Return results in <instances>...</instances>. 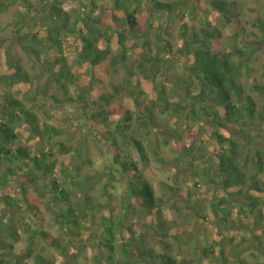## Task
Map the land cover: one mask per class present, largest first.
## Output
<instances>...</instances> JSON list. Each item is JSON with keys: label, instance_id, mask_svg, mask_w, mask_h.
Wrapping results in <instances>:
<instances>
[{"label": "trees", "instance_id": "1", "mask_svg": "<svg viewBox=\"0 0 264 264\" xmlns=\"http://www.w3.org/2000/svg\"><path fill=\"white\" fill-rule=\"evenodd\" d=\"M97 1L102 0H91L94 9L87 7L72 22L70 14L54 0L49 12H35L40 15L33 18L35 31L17 38L31 59L50 74L49 81L58 84L65 100L46 96L47 87L40 89L18 62L9 61L7 71L0 72V264H55L51 259L54 252L65 257L74 247V238L83 246L91 244L94 264H185V260H177L174 247L188 244L192 232L163 222L164 200L147 179L153 174L154 161L161 159L152 158L144 140L128 134L132 125L138 130L159 125L160 116H175L179 124L172 123L176 136L170 137L190 155L195 153L201 135L194 132L196 125L207 131L218 149L217 170L211 180L216 193L209 211L198 217L210 241L203 244L202 240L192 248L200 251L194 264H200L202 257H216L224 264H250L241 257L248 248L237 251L243 243H251L250 256L257 264H264L256 258L257 254L264 257V104L258 110L252 96L264 95V83L254 80L246 89L243 81L251 76L250 56L256 51V43H249L252 48L236 47L224 53L221 34L212 32L216 28L203 31L201 41L197 31L189 34L184 24L176 56H193L194 62L186 67L188 81L179 95L166 87L160 76L166 66L178 60L170 41L164 38L163 28L167 26L151 22L157 14L172 15L178 3L150 0V8L145 7V0H113L95 17ZM24 2L25 9L32 8L28 0ZM206 5L226 20L234 36L239 35V20L232 14L231 5L223 0H206ZM255 20L263 34L262 43L264 19L257 16ZM77 39L81 42L74 45ZM213 40L217 46L212 49ZM68 45L75 48L73 54L67 55ZM75 64L85 66L86 73L77 72ZM119 66L127 71L125 84L107 83L110 72H117ZM20 85L34 92L31 106L14 95ZM127 90L131 93L127 101L131 102L110 108ZM40 94L44 96L37 98ZM64 101L77 107L76 123L100 133L111 148L113 160L106 186L124 184L120 200L113 201L112 192L106 189V203L95 204L90 181L98 173H82L86 137L78 147L73 146L67 141V128L48 123ZM62 119L65 122L67 117ZM19 128L26 138L16 148ZM30 141L35 144L28 145ZM128 146L135 150L137 159ZM164 185L166 190L179 189ZM78 193L83 200L75 203L72 199ZM136 203L138 213L131 207ZM101 207L109 214L97 224L95 213ZM44 212H50L64 236L54 235L45 227ZM142 214L147 222L140 224L135 217L139 220ZM237 222L246 232L241 241L225 234ZM147 233L154 234L161 250L147 244ZM236 241L239 244L234 246Z\"/></svg>", "mask_w": 264, "mask_h": 264}, {"label": "rangeland", "instance_id": "2", "mask_svg": "<svg viewBox=\"0 0 264 264\" xmlns=\"http://www.w3.org/2000/svg\"><path fill=\"white\" fill-rule=\"evenodd\" d=\"M32 4V8H24V0H0V7L5 6L6 8L0 9V72H6L8 69V62H18L32 78H35L36 83L40 89H45L46 96L56 95L59 99L65 100V96L60 92L58 84L50 82V74L45 71L39 64H36L29 55L18 43V36H22L25 33H33L35 31L34 20L35 16L40 18V15L35 14L38 10L44 9L49 12L51 9L48 8L54 0H28ZM57 4L64 12H68L71 17V21L74 22L79 13L86 12L87 7L94 9L91 0H58ZM113 0H102L97 1L98 7L94 11V16L99 17L101 12L104 10V6L109 5ZM166 1V0H160ZM225 4L231 5L232 14L239 20L238 32L239 35L236 37L233 35V28L227 25L226 20L222 19L217 15L210 5H206V0H171L177 4L172 15H166L163 17L161 14H157V19L151 20L156 26L165 23L167 27L163 28L164 38L168 39L171 44L172 50L174 51V57L178 59L176 62L169 66H166L164 73L160 76L164 81L166 87L176 90L177 94L181 95L184 93L186 83L188 81L186 67L194 62V57H187L179 59L176 56V48L180 44L181 32L183 26L186 24L189 29V34L192 30H196L199 39H204L203 31L212 30L216 28L217 31H212L215 36L221 34L220 42L221 49L224 53L231 52L233 48L247 46L249 43L255 42L256 51L250 56V67L252 69L251 76L244 78V84L246 89L251 87L253 81L264 83V42L260 43L262 32L255 25L256 17L264 19V0H223ZM147 2V3H146ZM151 1L145 0L147 5L151 8ZM177 2V3H176ZM180 4V5H179ZM196 9V12H195ZM198 9V10H197ZM108 12V11H106ZM152 12V11H151ZM107 14V13H105ZM193 14V16H191ZM109 16V15H108ZM29 17V18H28ZM28 19V21L26 20ZM81 26V24L78 26ZM22 28V29H21ZM44 34V33H43ZM42 34V35H43ZM169 34V35H167ZM154 37V36H153ZM80 39L74 41V45L80 43ZM166 44V43H164ZM200 43L197 44V46ZM212 49L217 46V41L213 40ZM67 55L73 54L75 48L68 45ZM76 65V64H75ZM77 66V67H76ZM76 69L79 67L76 65ZM79 73H86L85 66L77 69ZM127 77V71L122 66L118 67L117 72H110L108 75L107 83H113L116 85H124ZM49 85V86H47ZM130 91V90H129ZM128 90L121 94L122 97H117L114 103L111 104L110 108L114 107L117 103L128 104L131 101L130 92ZM175 91V92H176ZM26 86H16L14 89V95L24 100L29 106L32 105L33 94ZM196 94L197 91H194ZM248 91H246V94ZM39 94V93H38ZM42 94L38 95L37 98H41ZM258 110L264 104V95L252 94ZM123 98V99H122ZM61 110L53 116V119L48 121L49 124L57 127L68 129L70 135L67 136L69 144L78 147L83 137H86L84 159L86 166L82 169L84 175L90 176L95 172L98 175L90 181L91 189L93 190L90 195L96 198L95 204H105L107 198L103 197L106 189L110 190L113 194V201L120 200L122 195L125 193L126 187L124 184L116 183L114 186L107 185V176L109 175L110 168L112 167L113 155L110 152V147L106 141L100 137V133L90 131L88 127L78 125L76 123L75 114L77 107L67 101H64ZM170 115V114H169ZM64 117H67L66 121L63 122ZM159 125L155 127L143 126L141 130H138L136 125H132V129L128 134L133 138H140L145 141L147 148L149 149L152 158H160L161 161H154L153 174H148L147 179L153 185L157 196L163 198V222H167L170 227L173 228H188L192 234L187 238L183 246L176 245L174 247V255L177 260H185V264L198 263V255L200 251H192V248L204 241L203 244H207L210 240L205 238L204 229L198 223V217L207 213L209 210V204L216 193V186L211 182L214 179V173H216V157L217 145L214 143L206 132H202L201 126L196 125L194 132L201 135L196 143V151L191 155L180 147L177 139L171 138V134L176 136V133L171 131L175 124H179L175 116H160ZM175 123V124H172ZM205 126L204 124H201ZM18 134L20 140L14 143L13 147H19L24 144L26 133L23 128H19ZM167 140L166 145L164 142ZM34 141H30L28 145L33 146ZM128 149L133 154L134 159H137L135 150L128 146ZM198 149V150H197ZM92 165H88L90 163ZM165 183L173 188H179L178 191L166 190ZM113 188V189H112ZM7 191V189H6ZM73 202L77 203L83 200L82 194H77L74 197ZM134 209L133 212L138 213L137 208L139 205L136 203L131 205ZM122 211V210H121ZM120 211V212H121ZM237 211H234L236 218ZM109 212L105 208H100L96 215V223H100V219L104 215H108ZM137 216V215H136ZM44 225L54 235H63L64 231L61 232L60 227L57 226L52 219L50 212H44ZM140 224L147 222L145 215L142 214V218L138 220ZM89 227V223L86 224ZM95 229H98L94 225ZM243 225L241 223H235L232 229H228L225 232L227 236L234 237L236 240H242L246 236V232L242 230ZM64 236V235H63ZM147 244L155 248L156 251L161 250L158 240L154 238V234L147 233ZM86 236H84L85 238ZM205 239V240H204ZM67 241V239H65ZM203 240V241H202ZM237 241L234 243L236 246ZM73 249L68 250V254L65 257H60L58 253L54 252L51 259L55 260V264H70L75 262L76 264H94V255L90 249V243L82 245L80 239L74 238ZM95 244V243H94ZM228 248L233 247L226 244ZM249 250L241 254V257L249 262L250 264H257L255 258L251 257L250 254L253 252L251 243H243L237 251L244 249ZM80 254V256H79ZM47 256V254H43ZM49 256V255H48ZM137 256V253H134ZM204 258V259H203ZM256 258L261 262H264V257L256 255ZM200 264H224L222 260L216 257H202ZM184 261V262H185Z\"/></svg>", "mask_w": 264, "mask_h": 264}]
</instances>
